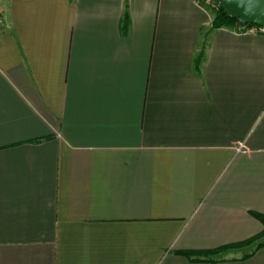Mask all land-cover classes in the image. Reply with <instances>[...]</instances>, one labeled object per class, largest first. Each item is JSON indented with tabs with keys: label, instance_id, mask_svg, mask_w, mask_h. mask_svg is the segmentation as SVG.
Returning <instances> with one entry per match:
<instances>
[{
	"label": "crops",
	"instance_id": "crops-1",
	"mask_svg": "<svg viewBox=\"0 0 264 264\" xmlns=\"http://www.w3.org/2000/svg\"><path fill=\"white\" fill-rule=\"evenodd\" d=\"M0 14V264H264L263 33L196 0Z\"/></svg>",
	"mask_w": 264,
	"mask_h": 264
},
{
	"label": "water",
	"instance_id": "water-1",
	"mask_svg": "<svg viewBox=\"0 0 264 264\" xmlns=\"http://www.w3.org/2000/svg\"><path fill=\"white\" fill-rule=\"evenodd\" d=\"M237 18L240 26L248 23L264 27V0H212Z\"/></svg>",
	"mask_w": 264,
	"mask_h": 264
},
{
	"label": "trees",
	"instance_id": "trees-1",
	"mask_svg": "<svg viewBox=\"0 0 264 264\" xmlns=\"http://www.w3.org/2000/svg\"><path fill=\"white\" fill-rule=\"evenodd\" d=\"M211 1V0H210ZM213 2V1H212ZM217 9L212 13V27L219 28V27H227V28H238V30H245V28L249 26H256L254 24L248 23L246 26H240L238 24V20L236 17L229 15L225 9H223L220 5H217ZM256 218H258L264 226V214L252 213ZM264 233V229L262 234ZM261 235H257L256 237H252L249 240L255 239Z\"/></svg>",
	"mask_w": 264,
	"mask_h": 264
},
{
	"label": "rangeland",
	"instance_id": "rangeland-1",
	"mask_svg": "<svg viewBox=\"0 0 264 264\" xmlns=\"http://www.w3.org/2000/svg\"><path fill=\"white\" fill-rule=\"evenodd\" d=\"M196 2L198 4L204 6L206 9H208L209 10V14H210V16L212 18V13L217 9V6H216L217 3L214 2V1L212 2V0L211 1L210 0H196ZM251 27H253V26H249L247 28H251ZM247 28H245V29H247ZM235 29L238 30V28H235Z\"/></svg>",
	"mask_w": 264,
	"mask_h": 264
},
{
	"label": "built area",
	"instance_id": "built-area-1",
	"mask_svg": "<svg viewBox=\"0 0 264 264\" xmlns=\"http://www.w3.org/2000/svg\"><path fill=\"white\" fill-rule=\"evenodd\" d=\"M4 25V17L0 14V28ZM243 27V26H242ZM249 30H253V31H258L260 33L264 34V27L263 26H253L251 28H247ZM245 29V30H247ZM240 31H244V30H240Z\"/></svg>",
	"mask_w": 264,
	"mask_h": 264
}]
</instances>
